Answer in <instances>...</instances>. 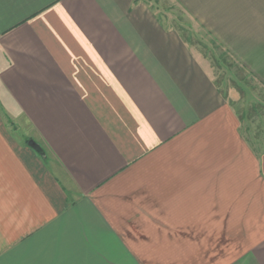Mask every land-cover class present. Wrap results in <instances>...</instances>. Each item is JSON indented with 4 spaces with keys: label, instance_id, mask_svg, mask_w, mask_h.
Returning a JSON list of instances; mask_svg holds the SVG:
<instances>
[{
    "label": "crops",
    "instance_id": "obj_1",
    "mask_svg": "<svg viewBox=\"0 0 264 264\" xmlns=\"http://www.w3.org/2000/svg\"><path fill=\"white\" fill-rule=\"evenodd\" d=\"M174 1L264 87V0ZM242 123L149 0H0V264H264Z\"/></svg>",
    "mask_w": 264,
    "mask_h": 264
},
{
    "label": "rangeland",
    "instance_id": "obj_2",
    "mask_svg": "<svg viewBox=\"0 0 264 264\" xmlns=\"http://www.w3.org/2000/svg\"><path fill=\"white\" fill-rule=\"evenodd\" d=\"M149 1L156 6L160 15L176 21L182 35L191 47L209 61L214 81L232 99L242 117L246 136L256 146L262 147L264 145V87L215 41L209 38L198 24L185 23V20L190 22V19L174 0ZM2 123V126L10 132L16 128L11 121H7L3 116ZM16 136L21 140L20 130L16 132ZM31 141L28 140L29 143ZM35 143L33 140L31 144Z\"/></svg>",
    "mask_w": 264,
    "mask_h": 264
},
{
    "label": "trees",
    "instance_id": "obj_3",
    "mask_svg": "<svg viewBox=\"0 0 264 264\" xmlns=\"http://www.w3.org/2000/svg\"><path fill=\"white\" fill-rule=\"evenodd\" d=\"M28 140H32V139H31V138H27V139H26V142H28ZM31 143H33V140L31 141ZM31 143H30V144H31ZM32 145L35 146V149H36V150H38L39 152H42V149H40V147L38 146V144L35 143V144H32Z\"/></svg>",
    "mask_w": 264,
    "mask_h": 264
}]
</instances>
